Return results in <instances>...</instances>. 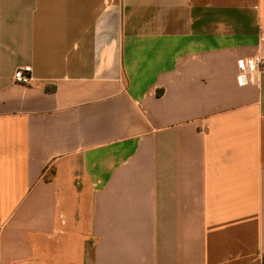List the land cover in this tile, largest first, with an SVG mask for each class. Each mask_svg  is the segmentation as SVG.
<instances>
[{"label":"crops","instance_id":"0c3cea01","mask_svg":"<svg viewBox=\"0 0 264 264\" xmlns=\"http://www.w3.org/2000/svg\"><path fill=\"white\" fill-rule=\"evenodd\" d=\"M255 55L264 0H0V264H264Z\"/></svg>","mask_w":264,"mask_h":264},{"label":"built area","instance_id":"2783aa9c","mask_svg":"<svg viewBox=\"0 0 264 264\" xmlns=\"http://www.w3.org/2000/svg\"><path fill=\"white\" fill-rule=\"evenodd\" d=\"M239 82L248 83V75L264 69V58L255 55L252 57L241 58L238 60ZM33 79L32 66H22L14 72V81L20 84H29Z\"/></svg>","mask_w":264,"mask_h":264}]
</instances>
